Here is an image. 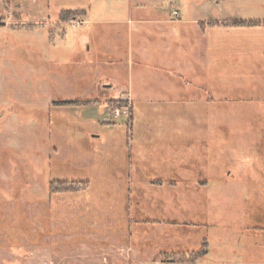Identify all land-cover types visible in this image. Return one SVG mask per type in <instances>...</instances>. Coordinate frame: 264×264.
Returning a JSON list of instances; mask_svg holds the SVG:
<instances>
[{
    "label": "rangeland",
    "instance_id": "obj_1",
    "mask_svg": "<svg viewBox=\"0 0 264 264\" xmlns=\"http://www.w3.org/2000/svg\"><path fill=\"white\" fill-rule=\"evenodd\" d=\"M120 1L0 0V264H264V27H235L206 64L176 32V76L211 94L174 76L170 97L165 71L130 69L126 29L87 42L81 14L57 23ZM246 1L236 15L264 18ZM142 76L156 91L135 103L102 90ZM61 181L88 185L52 193Z\"/></svg>",
    "mask_w": 264,
    "mask_h": 264
},
{
    "label": "crops",
    "instance_id": "obj_2",
    "mask_svg": "<svg viewBox=\"0 0 264 264\" xmlns=\"http://www.w3.org/2000/svg\"><path fill=\"white\" fill-rule=\"evenodd\" d=\"M117 1L119 3L121 2L120 0ZM241 1L242 0H193L187 8L183 7L181 2L179 5L180 9L172 4L173 8L170 11L167 7L159 6V0H130L124 9L122 8L120 12L116 9L113 14H108V12L112 10L108 11L109 8L103 5L102 8L108 11L107 13H103V15L105 14L104 16H97V14H94L93 12L95 11H104L98 8L93 9L92 4H89L87 8L83 7L71 10L83 11L80 15L81 17L79 16L76 19L81 21V25L83 22L88 24L86 30L88 36L86 37L85 35L87 42L90 41L92 33H94L93 36L95 39L100 38L103 34V26L105 25H110L116 32H120V29H126L129 32L128 36L131 41V43L127 44L126 51L128 53L126 56H129V64L131 61L133 63L130 69H133L135 62V65L137 64L139 68H143L140 70H148V67L150 66L154 69V72L156 71V75L159 71H165L167 74L165 73L161 79V82L163 83L155 85L165 87V94H162L171 97L174 94V76L181 80L179 84H177L179 86L181 84L184 85L185 82L186 86L190 88L196 87L197 89L204 91V93L211 94V88L205 83V81L194 83L190 78H186L183 74H178L180 76H176L174 72L175 66L169 62V56L173 55L174 50L171 48L172 45L170 44L174 34L178 32L182 35L183 51L186 50L188 53L190 52V54L192 52L195 54L197 53L199 59H204L202 61L206 64L207 54L210 52L211 54L217 53V50L220 49L217 46L222 42V37L233 34L235 27L247 26L250 28H256L252 29V31L257 29L261 30L264 27V18L249 17L244 19L236 15L234 7L240 5L239 3ZM246 3L247 5L252 6H264V1L261 2L260 0L246 1ZM118 5L120 6V4ZM56 10L57 11L55 12L59 13V20L57 23L59 25L65 22L68 23V20L63 21L60 19V13L65 9ZM175 10L179 13L177 17L173 14V11ZM167 11H169V14ZM77 25H79V23H77ZM131 35L133 36V42L131 40ZM134 36H136V38H134ZM134 39H136V49L133 47ZM150 43L152 47L149 46ZM169 45H171V47H169ZM151 53H156V56L152 57ZM160 59L163 62H160ZM209 60L210 58L208 61ZM157 76H159V74ZM141 78L143 79V76ZM105 80L107 83L101 82V86L105 88L102 90H109V100L130 99L135 103L140 99L142 93L145 94L148 91L152 92L153 90L151 89V86H155L153 78L152 81L149 79L148 82L145 77L143 83L141 82L137 84V86H134L135 83L132 77L129 84L130 86L125 87V89H121L118 83L112 84L111 79ZM170 82L172 83V86H169ZM168 87L172 89L169 91ZM138 88L141 89V91ZM161 91L163 92L162 89ZM95 93H97L98 97L89 100L100 101L101 99H105L106 94H108L103 93L100 87Z\"/></svg>",
    "mask_w": 264,
    "mask_h": 264
},
{
    "label": "trees",
    "instance_id": "obj_3",
    "mask_svg": "<svg viewBox=\"0 0 264 264\" xmlns=\"http://www.w3.org/2000/svg\"><path fill=\"white\" fill-rule=\"evenodd\" d=\"M82 14V11H73V10H64L60 13V19L67 21L72 18V16H77ZM90 102V101H87ZM115 102V101H114ZM64 104H73V102H63ZM79 103V102H76ZM109 104L113 105V101ZM88 182L80 181H61V182H52L50 189L52 193H68V192H77L86 188Z\"/></svg>",
    "mask_w": 264,
    "mask_h": 264
},
{
    "label": "built area",
    "instance_id": "obj_4",
    "mask_svg": "<svg viewBox=\"0 0 264 264\" xmlns=\"http://www.w3.org/2000/svg\"><path fill=\"white\" fill-rule=\"evenodd\" d=\"M173 14H174L176 17L179 15V13H178L177 10L173 11ZM79 23H80V22H79Z\"/></svg>",
    "mask_w": 264,
    "mask_h": 264
}]
</instances>
